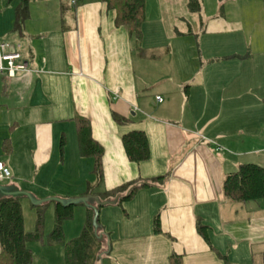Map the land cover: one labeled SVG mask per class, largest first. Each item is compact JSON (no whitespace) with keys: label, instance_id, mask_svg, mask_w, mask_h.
Instances as JSON below:
<instances>
[{"label":"crops","instance_id":"crops-1","mask_svg":"<svg viewBox=\"0 0 264 264\" xmlns=\"http://www.w3.org/2000/svg\"><path fill=\"white\" fill-rule=\"evenodd\" d=\"M19 1L0 11V43L30 71L0 74V161L10 172L0 186L47 198L53 212L54 199L90 197L95 205L98 195H86L97 182L95 159L81 155L78 140L77 120H85L102 148L95 192L151 183L100 208V264L259 258L264 198L232 202L222 184L240 165L264 168V0H198L196 12L188 0H145L139 40L102 0H29L16 33ZM134 130L150 150L139 163L122 143ZM90 205L72 208L84 209L82 229Z\"/></svg>","mask_w":264,"mask_h":264},{"label":"trees","instance_id":"trees-1","mask_svg":"<svg viewBox=\"0 0 264 264\" xmlns=\"http://www.w3.org/2000/svg\"><path fill=\"white\" fill-rule=\"evenodd\" d=\"M9 2L12 0H8ZM109 9L115 11V24L124 26L130 35L137 40L141 36V26L144 21L145 0H102ZM188 9L196 12L199 9L198 0H188ZM29 18V0H20L14 10L13 31L21 33L26 20ZM1 107V102H0ZM119 122L122 119H117ZM79 148L82 156H93L95 159L93 173L97 178L94 186H89L86 195H98L95 205L88 207V214L80 235L64 242V264H100L102 251L103 231L99 215L97 229L93 226L94 211L99 214L100 208L106 205L121 204L130 200L141 187H148V182H131L110 191L95 192L101 182L102 148L90 137L89 127L85 120H77ZM122 143L128 159L139 163L150 157L148 140L144 132L134 130L122 136ZM162 177L156 178L159 181ZM222 192L226 199L232 202H249L264 198V168L255 164L240 165L238 170L227 175L222 184ZM23 193V192H21ZM17 194L0 195V264H32L33 255L28 248V242L42 236L43 211L47 208L48 200L37 202V220L34 232L28 233L24 229L23 213L20 199ZM74 206V205H73ZM73 206H64L54 201V228L50 241L60 242L63 239V222L73 217ZM154 232H159L157 217L153 220ZM198 232L208 239V227L199 223ZM225 260V257H222ZM173 264H179L172 257ZM251 264H264V253L254 259Z\"/></svg>","mask_w":264,"mask_h":264},{"label":"rangeland","instance_id":"rangeland-1","mask_svg":"<svg viewBox=\"0 0 264 264\" xmlns=\"http://www.w3.org/2000/svg\"><path fill=\"white\" fill-rule=\"evenodd\" d=\"M17 1L18 0H12L9 2L8 0H0V11L9 12V13L13 12V8ZM263 127L262 129H264ZM262 137L263 135H260V139ZM260 143H262V141ZM23 185H25V187H28L30 189H35L30 185L27 184H23ZM89 198L90 197H88L87 200H89ZM46 200L48 199L43 198V201ZM20 203L23 213L24 229L28 233L34 232L35 224L37 220V209L36 207H34L33 202L28 198L21 199ZM79 208L81 207L75 208V214L73 215L72 219H69L64 222L62 229L63 239L60 242L50 241L49 239V236L54 228L53 206H50L49 208H46L43 211L42 236L37 240H32L28 242L27 244L28 248L31 250L33 255L32 264H64L63 241L67 242L73 238L78 237L81 233L82 225L85 219V214L83 213L84 209H80L81 211H77Z\"/></svg>","mask_w":264,"mask_h":264},{"label":"built area","instance_id":"built-area-1","mask_svg":"<svg viewBox=\"0 0 264 264\" xmlns=\"http://www.w3.org/2000/svg\"><path fill=\"white\" fill-rule=\"evenodd\" d=\"M77 0H72L74 4ZM8 46L0 43V74H5L8 77H13L16 73H26L30 70L27 64L22 61L20 55L15 51H9ZM158 102H161L160 97H156ZM222 148L217 147L216 151H221ZM10 178V172L0 161V181Z\"/></svg>","mask_w":264,"mask_h":264},{"label":"water","instance_id":"water-1","mask_svg":"<svg viewBox=\"0 0 264 264\" xmlns=\"http://www.w3.org/2000/svg\"><path fill=\"white\" fill-rule=\"evenodd\" d=\"M1 194H17V195H22L27 197L29 200H31L33 202V204H36L38 201L34 200V198L32 196H30L27 193H21V192H11V191H5V188L0 186V195ZM87 197H81L79 199H75V200H60V199H54V201L59 202L60 204L64 205V206H73V205H77V204H84V205H90L93 201L87 200ZM97 218H98V211L95 210L94 211V218H93V226L95 229H97Z\"/></svg>","mask_w":264,"mask_h":264}]
</instances>
